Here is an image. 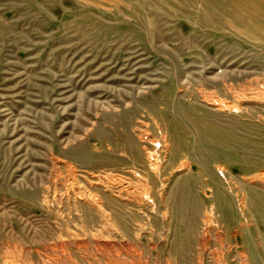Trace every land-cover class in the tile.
<instances>
[{
  "label": "rangeland",
  "instance_id": "obj_1",
  "mask_svg": "<svg viewBox=\"0 0 264 264\" xmlns=\"http://www.w3.org/2000/svg\"><path fill=\"white\" fill-rule=\"evenodd\" d=\"M246 1L0 0V264H264L232 198L264 194V5ZM223 128L248 159L193 150Z\"/></svg>",
  "mask_w": 264,
  "mask_h": 264
},
{
  "label": "bare ground",
  "instance_id": "obj_2",
  "mask_svg": "<svg viewBox=\"0 0 264 264\" xmlns=\"http://www.w3.org/2000/svg\"><path fill=\"white\" fill-rule=\"evenodd\" d=\"M50 1H55V0H50ZM77 1H78V4L81 6L83 4V1H89L91 3L97 4L101 0H77ZM204 1H205V4L210 8H217L221 4H231L232 5V4L238 3V5L240 4L243 7H244L243 4L245 5L247 4L246 0H204ZM252 1H255L259 5H264L263 4L264 0H252ZM249 2L250 1H248V3ZM83 8L84 7H81V10H83ZM176 111H177V114L181 117H188L191 115L190 109H185L182 106H177ZM189 122H190L189 123L190 125L193 124L197 127L206 129L207 131H212V132L215 131V130H212V128L209 127L207 124L203 122L195 121V118L193 120H190ZM232 126L234 129L239 130V131H245L246 129L249 128L245 124H240V123H233ZM177 132L180 133V135L177 134ZM185 133L186 131L182 129L177 130L176 128H172L170 130V138L174 142V147H173L174 149L175 147H182L180 144L181 137ZM235 134L236 133L233 132V129L223 128V129H217L216 134L215 135L213 134L214 136H211L208 134L197 135V136L194 135L193 150L202 156V160L204 158H207V159L212 158V159H216L217 161V159L219 160L220 158H222V159H225L226 161H229L232 164H236L239 161L242 163L243 161H245L246 159L250 157L251 148L248 145L244 144L241 138ZM218 149L219 151L221 150L224 152L230 151L234 153V156L236 158H230L226 156L221 157L220 155L215 153V151ZM184 166L186 168L189 167L187 165H183L182 167ZM229 194L232 195V191L229 192ZM230 195L225 193L220 187L215 186L208 200L212 201V204L214 208L216 209V211L219 212L220 215L228 221H232L234 219V215H233L234 213L229 205V201H232V198H234L235 201H252L250 206L252 207L254 206V209H255L254 212L258 216L257 219L260 222L259 224H262L264 226V194L258 191L252 190V191H248L245 195L240 193V194L234 195L232 198L230 197ZM191 199H193V196L191 194L181 195L178 198L180 214L183 215L186 213L187 211L186 205H188L187 201H190ZM261 239L262 241H261L260 250L261 248L264 250V235L262 236Z\"/></svg>",
  "mask_w": 264,
  "mask_h": 264
}]
</instances>
